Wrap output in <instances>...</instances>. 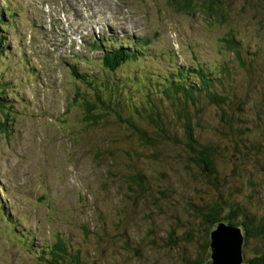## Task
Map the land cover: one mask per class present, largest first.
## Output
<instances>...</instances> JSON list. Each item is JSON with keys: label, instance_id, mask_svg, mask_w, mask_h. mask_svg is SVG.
<instances>
[{"label": "rangeland", "instance_id": "rangeland-1", "mask_svg": "<svg viewBox=\"0 0 264 264\" xmlns=\"http://www.w3.org/2000/svg\"><path fill=\"white\" fill-rule=\"evenodd\" d=\"M224 1V14L213 15L180 9L175 0H0L4 21H9L6 10L16 25L0 26L5 48L0 69L5 72L4 87L15 117L0 132V264H49L43 257L57 235L84 264H192L198 253L203 254L197 233L205 224L193 217L192 207L219 201V194L229 186H240L239 191L230 189L239 203L249 199L258 203L255 223H264V170L258 172L257 163L245 165L256 177L232 179L239 171L228 169L220 174L226 178L220 180L219 190L211 189L189 162L186 147L170 138V132L180 133L182 122L168 98L158 102L167 128L164 136L145 123L141 113L142 105L158 92L154 87L161 88L159 79H175L177 72L169 74L177 67L194 74L190 80L195 83L197 65L217 79L224 64L230 73L223 79L225 86L216 90L224 87L232 96L233 110L228 112L233 129L239 131H230L220 109L202 98L197 102L201 109L192 111L199 113L192 127L201 141L219 146L222 169L227 165L223 160L235 156V148L244 140L259 143L258 153L264 154V0ZM91 25V32L85 30ZM102 34L117 37L104 45L131 49L140 43L137 38H147L145 53L138 62H122L116 71L103 70L102 51L90 45L94 36ZM229 37L242 44L243 66L227 47ZM72 64L82 75L87 72L85 78L102 75L100 85L111 87L110 93L105 89L104 93L123 99L121 118L160 137L153 153L161 159L149 156L152 149L143 146L121 120L108 116L92 127L81 121L76 110H68L67 97L82 85L71 71ZM189 104L193 107L192 101ZM115 145L121 153L114 159L102 153L104 147L115 151ZM124 148L132 156L130 162L120 164L118 156L129 160ZM119 167L125 174L132 168L143 172L147 182L150 178L149 192L157 202L146 200V194L136 204L137 193L128 191ZM177 223L190 229L186 240L177 233L179 243L164 247ZM243 239L249 249L264 244L262 237ZM210 255L209 251L213 264ZM69 257L61 258L60 264H67Z\"/></svg>", "mask_w": 264, "mask_h": 264}, {"label": "trees", "instance_id": "trees-1", "mask_svg": "<svg viewBox=\"0 0 264 264\" xmlns=\"http://www.w3.org/2000/svg\"><path fill=\"white\" fill-rule=\"evenodd\" d=\"M175 2L179 3L180 9L186 11L189 10L191 13L198 11L200 13H210L213 15L224 14L223 9L226 5L224 0H175ZM6 9H11L9 3H6ZM0 11V26H4V23H6L10 26L16 27L15 23H13L14 21L11 22V14L5 10V15L8 17L9 21H4V14L2 10ZM12 15H15L14 11L12 12ZM222 18H224V16H222ZM1 40L2 35H0V56H2V52L5 51V48H3L4 45L1 44ZM145 42H147V40ZM227 43L228 49L233 51L235 55V60L241 66H243L241 57L242 44L235 41L232 37L227 39ZM144 44H134L132 49H125L123 47H119V50L104 49L103 58L100 60L102 69L116 71L117 67L122 62L140 61L142 55L140 50L143 48ZM95 45L97 44L94 43V46ZM200 66L201 65H197L194 71V73H197L195 76V83H191L190 80V76H194V74L191 75L189 72H187L189 70H186L182 66L177 67L175 72L169 74V76H172L177 72L178 74L176 75L175 79L173 78V80H170L166 77H162V80L159 79L160 82H158L157 86H161V88L154 87V89H157L158 92L153 94L154 98H150L147 105H142L141 113L143 117H145L143 121L148 125L152 124L153 129H158L159 134L164 136L167 132V128L163 123L164 116L161 114L160 107H158V102L162 97L168 98L177 112H179L181 117L180 121L182 122V129L180 133L176 134L168 130V132L172 134L170 138L176 145H184L186 147V149L189 151L187 153L189 156V162L196 168V171L201 176H203L207 186L211 189L214 187L215 189L219 190L220 180L222 178H226L220 174L221 172H225L228 169H237L239 171L238 174L231 175L232 179L244 180V178H249L251 175L256 177L257 173L248 171L245 165L247 163H257L255 166L257 171L259 172L264 170V154L258 153L260 151L259 143L256 145H250L247 143L249 139H247V141L244 140L243 145H239L235 148L236 155H230V157H228L230 162L223 160V163H226L227 165L222 169L218 162L219 156L221 155V152L218 148L219 146H214L211 143H204V141H201L198 138L195 127H192V121L195 115L198 117L197 114L199 113L195 114L192 111L195 109L197 112L198 108L201 109L197 103L201 98L220 109L219 111L222 119L225 120L226 125L227 123L230 124V131H239V129H233V124H231L233 117L232 114L228 112V110H233L232 96L226 93L224 87L221 89V91L216 90L218 85L222 84L225 86V80L223 79L226 78V74L230 73L227 69V66L224 64L221 66L222 68L218 72L217 79H214L213 76L208 77V73L204 69H200ZM214 70L215 69L212 68L210 71ZM71 71L74 74V77L78 78L79 83L82 85L78 84L77 87H75L73 94L67 97V100L69 99L67 103L68 110H76L81 121L86 123L87 126L92 125V127L103 123L104 119L108 116H113L118 121L121 120L122 124L128 125V128L136 134V137L140 140L143 146L152 149L150 150L152 153L149 156H151L153 159H161L160 154L153 153L156 148L155 143L160 140V137H153L149 135L146 129L137 127L129 118H121L122 116L119 110L124 108L123 99H121V96L118 95L111 96V94L106 95L104 93V89L109 90L110 93L111 87L108 83L104 82L102 85H100L102 75L99 74L98 76H89V78H85V76H87V72H84V75H82L77 70V65L74 64L71 65ZM0 72L2 73L0 76V132H5L15 117L11 101L7 97L8 91L4 87L5 79H3L2 76L5 75V72H3L1 69ZM7 85L9 86V83ZM112 85L114 84L112 83ZM143 85H145V83H143ZM127 97L130 99V94H127ZM190 101H192L193 107H190ZM118 102L120 103L118 104ZM129 103L130 105L133 103L131 99ZM255 118L259 124V116H255ZM155 126H157V128ZM232 134H234L235 137L237 133L233 132ZM125 145L131 146L127 143ZM115 147L116 153L113 149L107 147H104V151H102V153H108L114 159L115 154L120 155L121 153L119 150H117V145H115ZM126 149L128 148L122 149V153L129 155V160L118 156V162H120V164L121 162H130L132 155L130 151H125ZM130 150H133V148L131 147ZM99 155L100 151L97 152L96 150L95 157L97 158ZM187 166L190 165L187 164ZM119 170L122 172L123 180H125L128 188L130 189L127 190L130 191L131 194L133 192L137 193V197L133 200L136 204H138L141 201L140 198H143L146 194V200H149L150 202H157V198H155V196L149 192L151 191V179H148L150 184L148 185L146 176L143 172H135L132 168V171H128L127 174H125V170H123L121 167H119ZM153 174L154 176H157L155 171ZM231 188L239 191L240 186L227 187L226 193L223 195L221 193L219 194V201L214 200L206 202L201 208L199 205L192 207L193 217L202 219L205 222L204 229L197 233V237L199 239L198 248H201L203 254L198 253L196 258L192 261V264H201L203 260L205 261L203 264H210L208 256L211 242L210 234L218 223L224 222L226 224L242 227L244 230L245 240L253 237L264 238V223H255V221H257L255 218L258 216V210L255 208H257L258 203L253 199H249L248 201L245 200L239 203L236 199V195L230 191ZM165 198L166 196L163 195L160 200L164 201ZM234 199L236 202L232 204L231 201ZM144 202L146 203V201ZM160 205L161 203L159 201V207ZM4 211L6 210L4 209ZM248 213L251 214L252 217H249ZM189 231L190 229L184 230L177 223L175 228H171L169 230V236L167 235L168 237H166V241L163 243L164 247L168 246L174 248V243H179L180 241L177 233L184 237L181 240H186L185 236L189 234ZM57 236L58 237L56 240H54V243L50 245L48 252L49 254L46 257H43V259L49 264H60V260L63 259L65 261V255H69L70 257L67 260V264H84L82 259H80L79 254L69 252L67 248L68 243L61 236ZM246 242L242 245V258L245 264H264V244L258 248L256 247L254 249H249L246 246ZM43 254L44 253H41V257ZM134 254L136 256H140L138 250H134ZM186 257L188 256H185L184 258Z\"/></svg>", "mask_w": 264, "mask_h": 264}, {"label": "water", "instance_id": "water-1", "mask_svg": "<svg viewBox=\"0 0 264 264\" xmlns=\"http://www.w3.org/2000/svg\"><path fill=\"white\" fill-rule=\"evenodd\" d=\"M243 238L242 227L218 223L210 234L213 264H245L242 258Z\"/></svg>", "mask_w": 264, "mask_h": 264}]
</instances>
